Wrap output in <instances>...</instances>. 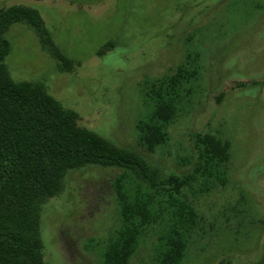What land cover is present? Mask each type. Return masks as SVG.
I'll return each instance as SVG.
<instances>
[{
  "label": "rangeland",
  "instance_id": "1",
  "mask_svg": "<svg viewBox=\"0 0 264 264\" xmlns=\"http://www.w3.org/2000/svg\"><path fill=\"white\" fill-rule=\"evenodd\" d=\"M15 4L39 10L73 65L58 70L33 30L14 23L5 34L12 79L44 84L78 112L80 127L136 150L165 173L191 170L182 161L196 153L193 132L230 140L226 183L203 195L184 190L198 217L184 233L181 264H264V0H0V9ZM189 33L201 77L190 83V106L179 110L167 142L146 152L136 144V122L148 112L140 87L174 70ZM121 171L88 165L67 172L61 193L41 210L46 264L102 263L122 221L112 187ZM173 214L157 207L127 264H157L159 236Z\"/></svg>",
  "mask_w": 264,
  "mask_h": 264
},
{
  "label": "trees",
  "instance_id": "2",
  "mask_svg": "<svg viewBox=\"0 0 264 264\" xmlns=\"http://www.w3.org/2000/svg\"><path fill=\"white\" fill-rule=\"evenodd\" d=\"M14 23L33 30L41 48L57 61L58 70L69 71L73 65L37 8L15 4L0 9V264H46L39 226L42 207L61 193L68 171L88 165L122 170L112 183L122 221L106 245L101 264H127L144 234L143 226L156 222L157 207L163 205L174 211L173 223L165 237L159 236L156 262L181 264L184 233L197 224L198 217L184 190L203 195L226 183L230 140L211 132H193L196 153L182 161L191 170L165 173L136 150L80 127L78 112L63 107L44 84L12 79L5 62L11 44L5 34ZM191 43L189 33L185 54L174 70L140 87L148 112L136 122V144L146 152L167 142L168 128L179 110L190 106L194 93L190 83L201 77L203 64L199 53L189 50ZM159 196L161 205L156 204Z\"/></svg>",
  "mask_w": 264,
  "mask_h": 264
}]
</instances>
